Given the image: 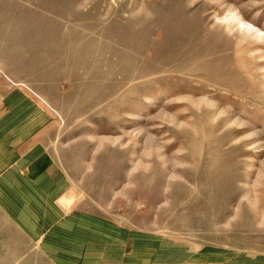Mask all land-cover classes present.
<instances>
[{
  "label": "rangeland",
  "instance_id": "374dc122",
  "mask_svg": "<svg viewBox=\"0 0 264 264\" xmlns=\"http://www.w3.org/2000/svg\"><path fill=\"white\" fill-rule=\"evenodd\" d=\"M0 75L56 114L68 210L264 264V0H0Z\"/></svg>",
  "mask_w": 264,
  "mask_h": 264
},
{
  "label": "crops",
  "instance_id": "0c3cea01",
  "mask_svg": "<svg viewBox=\"0 0 264 264\" xmlns=\"http://www.w3.org/2000/svg\"><path fill=\"white\" fill-rule=\"evenodd\" d=\"M57 121L44 100L0 76V264H238L223 250L68 210L71 180L49 148Z\"/></svg>",
  "mask_w": 264,
  "mask_h": 264
},
{
  "label": "built area",
  "instance_id": "2783aa9c",
  "mask_svg": "<svg viewBox=\"0 0 264 264\" xmlns=\"http://www.w3.org/2000/svg\"><path fill=\"white\" fill-rule=\"evenodd\" d=\"M1 76V75H0ZM5 76V75H4Z\"/></svg>",
  "mask_w": 264,
  "mask_h": 264
}]
</instances>
